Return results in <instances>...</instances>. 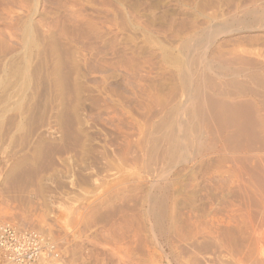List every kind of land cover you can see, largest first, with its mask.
<instances>
[{
    "label": "rangeland",
    "instance_id": "obj_1",
    "mask_svg": "<svg viewBox=\"0 0 264 264\" xmlns=\"http://www.w3.org/2000/svg\"><path fill=\"white\" fill-rule=\"evenodd\" d=\"M263 28L264 0H0V220L59 253L32 264H264V190L197 121L200 155L166 140L199 94L264 103Z\"/></svg>",
    "mask_w": 264,
    "mask_h": 264
},
{
    "label": "bare ground",
    "instance_id": "obj_2",
    "mask_svg": "<svg viewBox=\"0 0 264 264\" xmlns=\"http://www.w3.org/2000/svg\"><path fill=\"white\" fill-rule=\"evenodd\" d=\"M237 57H236V59H237ZM231 63H229V64H231ZM232 71H231V73H232ZM241 71H243V70H240V72ZM243 72L245 73L246 72V69ZM186 73L183 74L184 79H186V76L188 75ZM218 73H219L218 75L222 76V73H220V72H218ZM259 73H261V72H259ZM236 74H238V73H236ZM250 75H252V74H250ZM232 76L234 78V75H232ZM232 76H231V78H232ZM236 76H238V75H236ZM251 77H253V76H251ZM209 79H208V81H209ZM234 79H233V81H234ZM206 80H207V78H206ZM187 81H188V78H187ZM251 81H253V80H251ZM254 81H256V80H254ZM196 88H198V86ZM198 91L199 90H197V93H199ZM197 93H194V94H197ZM242 94H243V92H242ZM190 96H192V94ZM199 96H200V94L197 96V98L194 96L196 99L193 98L194 99L193 103H192V100H191V102H189L192 105L190 107H194V109L197 110V111H195L197 113H191V114L188 113L189 118L188 117H186V118L189 119V122H186L185 120H183V123L185 122L184 124L186 125V128L183 129L184 135L182 136V140L179 141L181 138L178 140L179 137H177L176 134H175V136H173V134L171 135L172 132L170 133V136H167L166 137L167 138L166 140H168L169 145H171V148L169 149V156H170V158L173 160L177 156H180V153H179V151H177V149L179 148V146L181 147V143L185 145V146L183 145L184 147L187 146V148L188 147H193V145L195 144L197 146V148L199 147L198 149H195L196 150V153L198 154V151L200 150V147H201L200 144H199V141H200V139L202 137V133H201L202 131L199 132V129H198V127L196 125L195 126L193 125V127H190L189 126L191 119L192 120H195V122L197 121L199 125L202 124L204 131L207 132L208 134L211 135V134L215 133L214 136L213 135L212 136L215 138V135H216V137H217V139L216 138L215 139L218 140V141H216L218 143V145H219L218 146L219 147L218 151L221 152V153H223V155L224 154L230 155V158H228L227 160H229L230 162L234 163V165H236V163L238 164V165L235 166V167H237L236 168L237 169V174H239V176H241V178L242 177L246 178L248 180V183H250L251 186H253L254 188L256 186L258 188V192L260 193L261 190L262 191L264 190V161H263V155L261 156V154L264 153V103H262L260 105L257 104V103L246 102V101L245 102H240V101L239 102L238 101L236 102L235 101V102L232 103V102H228V101L222 100L221 98H220L221 100L220 99L213 98L212 96H209V95L208 96L207 95H204L203 97L201 96V100H198L199 99ZM187 105H188V103H187ZM161 106H162V103H161ZM191 109L192 108H190L189 111ZM178 112H180V111L178 110ZM186 115H184V116H186ZM181 118H182V116H181ZM191 122L193 124V121H191ZM178 124H180V123L178 122ZM177 127H182V125L181 126L178 125ZM200 130H201V125H200ZM173 132H175V131H173ZM191 133H192L193 137L196 140L194 138H192ZM212 136H211V140L213 138ZM214 138H213V141H214ZM193 139L195 140L194 143H193ZM211 140H209V142H211ZM204 144H203V146H204ZM153 146H154V144H153ZM211 147L212 146H210L209 148H211ZM182 148L183 147H181V150H182ZM209 148L206 147V150H208ZM183 150H186V148H184ZM193 150H194V147H193L192 151ZM204 152H205V150H204ZM196 153H195V155H196ZM216 153H217V151H216ZM205 154H207V153H205ZM182 155H184V154H182ZM199 155H200V151H199ZM240 155L242 156L241 158L238 157ZM182 158H183V156H182ZM184 159L187 160V156L184 157ZM243 165H245L247 168H245V166H243ZM234 182H235V180H234ZM259 189H261V190H259ZM262 191H261V193H262ZM241 194L243 195V193H241ZM156 219L155 220L158 223L159 222L158 220L160 219L159 216L156 215Z\"/></svg>",
    "mask_w": 264,
    "mask_h": 264
},
{
    "label": "built area",
    "instance_id": "obj_3",
    "mask_svg": "<svg viewBox=\"0 0 264 264\" xmlns=\"http://www.w3.org/2000/svg\"><path fill=\"white\" fill-rule=\"evenodd\" d=\"M58 254L56 243L47 234L0 220V260L3 264H32L57 258Z\"/></svg>",
    "mask_w": 264,
    "mask_h": 264
}]
</instances>
